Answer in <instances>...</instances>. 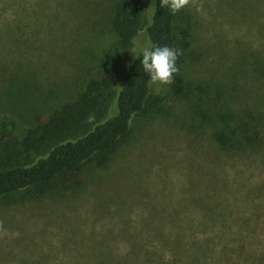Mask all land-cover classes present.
<instances>
[{"label":"rangeland","instance_id":"obj_1","mask_svg":"<svg viewBox=\"0 0 264 264\" xmlns=\"http://www.w3.org/2000/svg\"><path fill=\"white\" fill-rule=\"evenodd\" d=\"M25 2L21 21L12 24L20 11L0 4L5 133L46 119L99 72L111 73L118 88L134 58L131 50L149 46L144 30L128 48L118 44L107 18L114 0ZM142 2L149 22L154 0ZM198 2L200 11L189 6L177 13L174 48L182 55L174 83L159 90L151 85L127 135L109 152L55 179L44 196L25 190L0 198V264H117L119 256L110 248L121 253L131 233H145L151 218L165 219V203L179 198L189 164L207 163L203 149L197 152L188 141L196 134L181 128L187 113L202 106L198 103H214L219 83L228 79L225 68L239 51L264 49V0ZM5 32L10 35L4 38ZM238 81L245 88L246 80ZM200 90L207 95L201 101ZM260 211L264 217V208Z\"/></svg>","mask_w":264,"mask_h":264},{"label":"trees","instance_id":"obj_2","mask_svg":"<svg viewBox=\"0 0 264 264\" xmlns=\"http://www.w3.org/2000/svg\"><path fill=\"white\" fill-rule=\"evenodd\" d=\"M7 3L20 11L10 23L21 21L25 0H0ZM176 17L154 0L148 22L142 0H114L107 18L121 47L131 46L144 30L149 46L174 48ZM141 59L131 60L118 88L111 73L99 72L74 99L28 128L3 132L0 107V198L25 190L44 196L55 179L109 152L127 135L151 88ZM225 73L214 103L188 109V122L181 124L187 134H196L188 141L197 152L203 149L201 158L213 164H189L179 198L165 203V219L151 218L145 233H131L121 253L110 248L119 256L117 264H264V49L239 51ZM201 90L200 101L207 96ZM210 146L214 152L206 154Z\"/></svg>","mask_w":264,"mask_h":264},{"label":"clouds","instance_id":"obj_3","mask_svg":"<svg viewBox=\"0 0 264 264\" xmlns=\"http://www.w3.org/2000/svg\"><path fill=\"white\" fill-rule=\"evenodd\" d=\"M193 7L200 11L198 0H160V7L167 9L171 14H177L186 7ZM134 58L140 60L142 69L149 77L151 85L167 86L174 83V75L179 72L177 60L182 52L179 49L165 46H146L139 52L131 50Z\"/></svg>","mask_w":264,"mask_h":264}]
</instances>
